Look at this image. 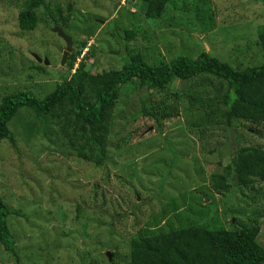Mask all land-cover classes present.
<instances>
[{"label": "rangeland", "instance_id": "374dc122", "mask_svg": "<svg viewBox=\"0 0 264 264\" xmlns=\"http://www.w3.org/2000/svg\"><path fill=\"white\" fill-rule=\"evenodd\" d=\"M67 1L74 4L70 28L63 32L72 38L70 54L86 42V49L70 71L66 65L60 68L65 43L50 30L52 26L24 33L18 28V9L13 0H0V73L20 76L14 80L0 77V98L5 89H29L36 97H45L59 79H70L85 62L82 58L88 49L91 60L86 61L84 69L95 74L120 68L121 58L110 54L112 46L119 47L120 52L127 47L133 55H144L153 66L170 63L178 56L194 59L202 51L220 62L248 65L253 56L242 58L241 39L251 34L256 37L253 13L259 14L257 19L264 18V0L255 4L250 0H218V14L211 20L203 19L204 9L194 12L190 5L185 16L158 21L146 20L134 1ZM231 4L241 5L238 17L251 19L224 26L236 16L235 12L234 17L228 14L226 6ZM194 16L200 32L209 31L211 23L215 27L211 32L192 31L190 18ZM114 28L116 36H111ZM126 30L135 31L130 42L123 37ZM31 54L48 62L43 76L32 72V82L26 79L28 71L22 70L32 61ZM193 85L173 81L162 91L150 94L157 102H166ZM123 94L108 133L105 170L67 157L56 128L47 126L43 135L42 124L27 112L21 113L13 126L11 123L16 144H0V198L26 217L7 219L20 264H128L130 241L148 218L171 219L172 212L180 216L173 220L174 226L179 220L186 224L204 222L205 211L211 212L210 229L232 231L258 223V242L264 247V184L218 194L210 182V175L219 171V159L222 167L228 164L226 159L232 157L235 142L241 147H264V136L255 135L257 128L242 124L228 135L219 128H191L197 117L184 113L181 99L180 116L167 120L157 133L152 121H135L140 111L136 88L129 85ZM137 217L139 226H135ZM0 264H17L1 246Z\"/></svg>", "mask_w": 264, "mask_h": 264}, {"label": "trees", "instance_id": "16d2710c", "mask_svg": "<svg viewBox=\"0 0 264 264\" xmlns=\"http://www.w3.org/2000/svg\"><path fill=\"white\" fill-rule=\"evenodd\" d=\"M5 1L11 2V0ZM128 1L138 3L140 14H143L146 20L152 21L173 19L178 16L181 18L188 13L190 5L194 12L204 9V20L214 19L218 14L216 3L218 0H176L178 4H173L170 0ZM260 1L262 0H250L252 4ZM12 4L18 9V28L24 33L33 32L39 26L46 27L47 24L52 26L50 28L52 31L55 27L62 32L70 28L74 4L67 0H13ZM226 7L230 16L234 17L233 12L236 16L224 26L251 19L247 16L243 19L240 15L238 17L237 12L242 10L239 4ZM253 14H256L255 18H252L253 21L255 20L253 25L256 24L257 27L256 37L254 34L243 36L241 41L248 44L243 42L239 50L242 52V58L253 56L248 65L220 62L202 51L194 59L178 56L170 63L163 62L153 66L146 62L144 55H133L127 47L120 52L119 47L116 49L112 46L114 50L112 49L110 54L121 58L122 64L119 69H110L102 74L85 71L84 64L91 60L88 49L82 58L85 62L79 64L70 79L67 81L63 78L59 79L53 91L43 98L36 97L29 89L18 92L5 89V93L0 98V144L8 141L15 146V136L10 125L12 123L13 126L14 120L21 113L27 112L42 124L43 135L47 134L45 131L47 126L52 125L56 128L61 143L67 151V157L105 170L107 169V138L113 113L124 95L123 90L129 85L136 88L138 93L140 111L135 121L139 118L152 121L157 133H161L163 124L167 120L180 116L179 104L182 99L184 113L197 117L195 123L190 125L191 128L200 131H205V127H209L208 130L219 128L228 135L236 127L248 124L256 127L255 135H262L260 137L262 138L264 136L262 131L264 130V18L257 19L259 14L257 12ZM261 16L264 17V8ZM195 18V16L190 18L189 29L192 31L211 32L215 27V24L211 23L209 31L200 32L199 22L193 21ZM222 21L225 20L222 18ZM114 32H116L115 28L109 34L116 36ZM134 36V30L124 31L123 37L128 42L133 40ZM85 46L86 42L83 41L79 50L68 56L66 68L69 71L73 69L77 57L86 49ZM2 48V51L5 50V47ZM30 57L32 61L22 70L28 71L29 75L26 79L32 82V72L43 76V72L47 69L42 63L43 67L36 63L32 56ZM114 66L118 65L115 63ZM7 73L6 75L0 73V77L12 78V80L20 77L19 74L12 77ZM173 81L190 82L194 85L186 92H182L181 96L176 94L175 98L169 101L159 103L153 99L151 92H160ZM227 141L229 142V139ZM235 146L231 159L225 158L228 164L222 167L219 159L217 163L219 171L210 175L211 188L218 194L236 192L237 189L249 188L256 183L264 184V147H241L237 146L236 142ZM168 149L170 152L173 151L170 147ZM171 214V219L165 216L156 220L154 216L148 218L130 241L128 264H264V247L258 242L260 234L258 223L251 222L232 231L221 228L210 229L208 223L211 212L205 211L204 222L186 224L179 220L178 226H174L173 220L180 219V216L176 212ZM9 217L26 218L21 211L9 208L0 198V246L15 259L17 264H20L19 253L7 223ZM114 218L113 216L112 224L109 225L111 229ZM135 221L137 222L135 226H139L141 220L137 217ZM163 221L165 224L159 229Z\"/></svg>", "mask_w": 264, "mask_h": 264}, {"label": "water", "instance_id": "95a60500", "mask_svg": "<svg viewBox=\"0 0 264 264\" xmlns=\"http://www.w3.org/2000/svg\"><path fill=\"white\" fill-rule=\"evenodd\" d=\"M59 38L62 39V41L65 43V51H62V57H61V64H60V67H64L66 62H67V59H68V56L70 55V52H71V49H72V41L69 37H67L61 29L55 27L54 30H53ZM32 57L33 59L36 61V63L38 64H41L43 63L45 66H48V62L45 60V61H42L40 58H38L36 55L32 54Z\"/></svg>", "mask_w": 264, "mask_h": 264}, {"label": "clouds", "instance_id": "9594fccd", "mask_svg": "<svg viewBox=\"0 0 264 264\" xmlns=\"http://www.w3.org/2000/svg\"><path fill=\"white\" fill-rule=\"evenodd\" d=\"M123 1H124V0H123ZM53 29H54V28H53ZM67 37H68V36H67ZM69 38H70V37H69ZM61 40H62V39H61ZM31 55H32V54H31ZM34 55H35V54H34ZM36 56H37V55H36ZM37 57H38V56H37ZM38 58H39V57H38ZM42 64H43V63H42ZM66 64H67V62H66ZM66 64H65V65H66ZM44 66H45V65H44ZM60 68H63V67H60Z\"/></svg>", "mask_w": 264, "mask_h": 264}]
</instances>
